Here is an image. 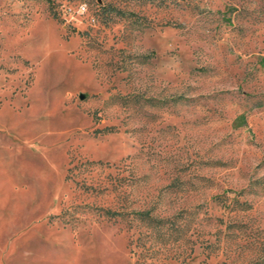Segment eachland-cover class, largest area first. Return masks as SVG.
Returning a JSON list of instances; mask_svg holds the SVG:
<instances>
[{
  "label": "rangeland",
  "instance_id": "1",
  "mask_svg": "<svg viewBox=\"0 0 264 264\" xmlns=\"http://www.w3.org/2000/svg\"><path fill=\"white\" fill-rule=\"evenodd\" d=\"M0 264H264V0H0Z\"/></svg>",
  "mask_w": 264,
  "mask_h": 264
},
{
  "label": "trees",
  "instance_id": "2",
  "mask_svg": "<svg viewBox=\"0 0 264 264\" xmlns=\"http://www.w3.org/2000/svg\"><path fill=\"white\" fill-rule=\"evenodd\" d=\"M109 212H111V211H109ZM112 214H118V212H115V213H112Z\"/></svg>",
  "mask_w": 264,
  "mask_h": 264
}]
</instances>
